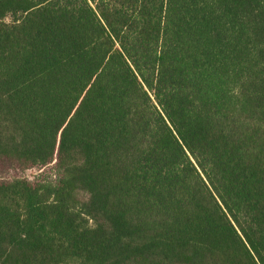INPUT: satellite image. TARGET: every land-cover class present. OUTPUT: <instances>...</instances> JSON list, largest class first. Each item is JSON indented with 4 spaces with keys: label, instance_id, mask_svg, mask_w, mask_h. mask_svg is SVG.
Segmentation results:
<instances>
[{
    "label": "trees",
    "instance_id": "1",
    "mask_svg": "<svg viewBox=\"0 0 264 264\" xmlns=\"http://www.w3.org/2000/svg\"><path fill=\"white\" fill-rule=\"evenodd\" d=\"M0 264H264V0H0Z\"/></svg>",
    "mask_w": 264,
    "mask_h": 264
},
{
    "label": "rangeland",
    "instance_id": "2",
    "mask_svg": "<svg viewBox=\"0 0 264 264\" xmlns=\"http://www.w3.org/2000/svg\"><path fill=\"white\" fill-rule=\"evenodd\" d=\"M32 175H34V171L33 170L28 172V176H32Z\"/></svg>",
    "mask_w": 264,
    "mask_h": 264
}]
</instances>
